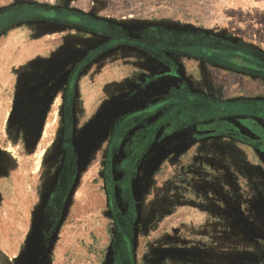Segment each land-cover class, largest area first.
Here are the masks:
<instances>
[{"label":"rangeland","instance_id":"rangeland-1","mask_svg":"<svg viewBox=\"0 0 264 264\" xmlns=\"http://www.w3.org/2000/svg\"><path fill=\"white\" fill-rule=\"evenodd\" d=\"M21 6L104 22L135 46L104 52L77 78V175L54 221L47 200L64 161L68 63L104 37L40 20L0 39V264H264V75L166 43L249 54L264 68V0H0V11ZM38 70L56 88L42 116L17 100Z\"/></svg>","mask_w":264,"mask_h":264},{"label":"flooded vegetation","instance_id":"flooded-vegetation-1","mask_svg":"<svg viewBox=\"0 0 264 264\" xmlns=\"http://www.w3.org/2000/svg\"><path fill=\"white\" fill-rule=\"evenodd\" d=\"M40 20H45L56 27L75 29L84 33L91 34H102L104 37L103 41L97 46L91 47L90 49L83 50V53L75 58L72 63H68L70 66L68 71L66 72V82L64 84V91L62 93V99L60 103L61 107V123L60 129L62 130V140H61V148L63 152L64 161L58 174L54 185L51 187V195L48 196V204L50 205L49 214L53 215V219L57 217L56 214L59 213L61 209V204L64 203L66 197H68L73 189V184L77 175L76 162H77V154L72 149L71 146V132H72V121H71V112L70 108H72L74 102V93H75V85L77 82L78 76L82 73L84 68L90 64L94 59L102 55L104 52H108L109 50L117 47L119 45H127V46H135V41L133 39H126L125 37H117L115 30L112 26L107 25L101 21H94L87 17H82L80 15H74L62 12H56L52 10H41L35 7L21 6V7H9L0 11V39L5 37L10 30L22 26L25 23H34L39 22ZM169 44L170 48H180L178 51H173L171 53L183 56H189L191 58H195L198 60L211 61L221 65L224 63L225 66H235L236 69L243 70L246 73H256L257 75H264V68L254 69L251 65L252 57L249 54H244L241 52H237L238 59L229 58L227 59L228 53H222L221 50L216 51L218 53V59L212 52H207L203 48L201 51V56L197 54L190 53L185 51V47L192 46V48H200L206 45L188 42L185 40H168L166 41ZM140 48H146V45L140 43ZM169 48V49H170ZM215 50V49H214ZM217 50V49H216ZM151 53H148V56L151 57ZM224 55L225 57L221 56ZM225 58V59H224ZM225 60V61H224ZM239 60V61H238ZM54 64V62H53ZM13 65H16L13 64ZM18 67H15L17 70ZM49 83V84H48ZM55 78L52 77V73L47 70H38L34 75L26 82L23 88L20 90L17 95V100L20 102L18 106L27 105L32 106L34 110H38L40 112V116L43 115V108H46L50 105L51 101L54 98V93L56 88L55 86ZM45 84L48 86L45 88ZM39 87L37 90V94L32 95V92L35 90L34 88ZM175 96V94L173 95ZM185 96V95H184ZM190 101L193 99L192 97H188ZM169 104V101H162L160 103H156L147 107L144 111L138 112L133 117H140L142 115H146L147 117L156 114L161 111ZM173 109L178 110L180 107L178 105H173ZM39 108V109H37ZM174 112V111H173ZM171 111L166 113L164 116L165 123L168 118L171 117ZM35 120L38 119V115L34 116ZM120 130V123H118L113 130L108 148H107V165L113 166V154L118 143V134ZM151 130H149V133ZM152 137V135H150ZM148 136H143L146 138H151ZM108 174V172H107ZM109 176V174H108ZM111 177V175H110ZM109 181V179H108ZM112 187L110 186L109 192H111ZM110 208L111 211L115 210V199L112 195H110ZM114 216L117 218L119 214L115 213ZM120 235L123 238H126V233L120 230ZM121 247L124 249H128V244H121ZM129 251V250H127ZM127 255V254H126Z\"/></svg>","mask_w":264,"mask_h":264}]
</instances>
